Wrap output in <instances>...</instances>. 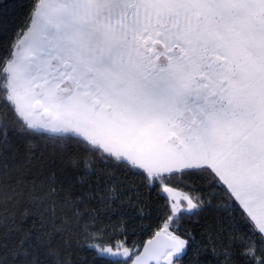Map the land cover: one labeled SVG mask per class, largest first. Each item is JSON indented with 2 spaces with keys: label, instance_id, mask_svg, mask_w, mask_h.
I'll list each match as a JSON object with an SVG mask.
<instances>
[{
  "label": "snow or ice",
  "instance_id": "1",
  "mask_svg": "<svg viewBox=\"0 0 264 264\" xmlns=\"http://www.w3.org/2000/svg\"><path fill=\"white\" fill-rule=\"evenodd\" d=\"M0 264H264V0H0Z\"/></svg>",
  "mask_w": 264,
  "mask_h": 264
}]
</instances>
